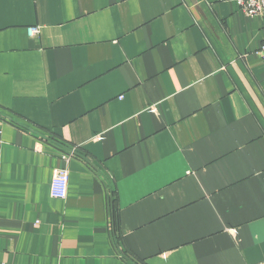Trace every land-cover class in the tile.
I'll return each mask as SVG.
<instances>
[{
	"label": "crops",
	"instance_id": "obj_1",
	"mask_svg": "<svg viewBox=\"0 0 264 264\" xmlns=\"http://www.w3.org/2000/svg\"><path fill=\"white\" fill-rule=\"evenodd\" d=\"M263 43L236 0H0V263L264 264Z\"/></svg>",
	"mask_w": 264,
	"mask_h": 264
},
{
	"label": "built area",
	"instance_id": "obj_2",
	"mask_svg": "<svg viewBox=\"0 0 264 264\" xmlns=\"http://www.w3.org/2000/svg\"><path fill=\"white\" fill-rule=\"evenodd\" d=\"M239 9L247 17H264V0H236ZM30 37H35L40 34L38 27H30L27 29ZM260 61L264 63V43L254 53ZM61 155V161L65 164L75 156V149L71 148ZM69 171L64 168H56L53 172L50 183V197L55 200H65L68 191ZM1 264V263H0Z\"/></svg>",
	"mask_w": 264,
	"mask_h": 264
}]
</instances>
